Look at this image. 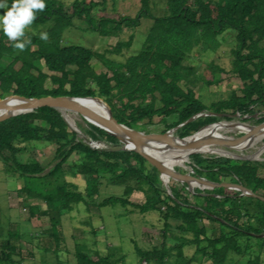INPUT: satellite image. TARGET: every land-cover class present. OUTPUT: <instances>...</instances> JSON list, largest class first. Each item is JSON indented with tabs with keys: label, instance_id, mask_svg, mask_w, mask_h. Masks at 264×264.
<instances>
[{
	"label": "trees",
	"instance_id": "obj_1",
	"mask_svg": "<svg viewBox=\"0 0 264 264\" xmlns=\"http://www.w3.org/2000/svg\"><path fill=\"white\" fill-rule=\"evenodd\" d=\"M6 2L10 8L13 0ZM45 2L46 9L38 12L31 24L34 28L41 24L44 29L25 30L23 40H31V43L24 51L14 48L3 28L0 29V98L9 94L97 96L109 104L112 100L119 102V106L111 105L113 114L129 127L138 126L143 119L152 121L155 116H162L163 120L176 116L177 120L168 124L173 126L197 113H208L187 122L179 129L181 136L221 120L222 115L224 118L230 113L252 115L264 108V0H167L163 14L155 16L150 11L151 0H140L141 8L135 16L123 15L118 20L100 17L99 24L92 15L97 2ZM68 5L72 6L73 12H68ZM74 17H86L93 30H99L102 35H109V22H115V30L135 28L143 17L153 19V24L137 53L116 66L113 62L107 63H111L110 70L106 67L109 72L98 73L90 62L96 57L103 61L105 55L64 40V31L72 26ZM45 32L47 41L40 38ZM231 34H234L236 44L231 50L234 56L231 72L238 76L242 86L226 99L206 102L197 94L195 82L190 79L195 66L185 61L194 53L211 59L222 40L227 41ZM124 43L131 44L130 41ZM124 43H117L115 50L120 52ZM5 57L9 58L7 62ZM44 67L52 73L44 71ZM48 80L51 82L49 88L46 86ZM204 82L210 85L218 80ZM158 101L159 107L156 106ZM91 127L89 134L94 138L119 144V140L106 130ZM43 145L56 147L54 159L48 165L33 155L36 146ZM72 155H78L79 159L69 162ZM193 158L199 176L218 183L228 180L232 185H243L252 189L255 196H239L238 190L217 186L202 195V205L188 208L191 201L184 196L185 186L171 188V195L162 187L158 169L139 153L117 147L97 149L77 141V133L68 127L54 107L44 105L0 121V160L5 171L22 182L18 190L42 198L46 203L42 209L40 204L29 206L30 215L47 216L51 220L57 250L61 249L62 243L61 235L56 232L62 215L71 210L72 203L86 202L87 197L101 195L100 187L106 183L124 189L119 196L109 195L98 201L99 207L120 204L126 209L130 207V211L157 210L165 219L180 220L178 228L193 233L189 243L196 244V251H203L213 260L211 264H228L233 254L249 256L245 264H260V253L264 248V199L261 198L264 196V161L200 154ZM61 175L65 183L53 185L52 178ZM68 175L83 177L84 190L79 191L76 183L66 179ZM134 191L145 194L143 203L129 198ZM205 220L213 226L217 223L218 231L213 229L208 234ZM252 239L258 243L257 248ZM175 247L181 248V244ZM4 248L9 251L4 259L0 257V264L20 263L13 258L15 246L6 244ZM155 251L138 248L141 258L163 263V255L157 258ZM76 256L78 264H112L110 257L99 256L93 260L80 249ZM181 259L187 262L185 264L194 261L185 255Z\"/></svg>",
	"mask_w": 264,
	"mask_h": 264
},
{
	"label": "rangeland",
	"instance_id": "obj_2",
	"mask_svg": "<svg viewBox=\"0 0 264 264\" xmlns=\"http://www.w3.org/2000/svg\"><path fill=\"white\" fill-rule=\"evenodd\" d=\"M63 1L65 3H71L73 0ZM87 1H94L98 4L92 11V15L96 19L97 24H99L100 17L118 20L120 16L123 15L135 16L141 8L140 0ZM5 2L6 0H0V3ZM68 6V12H73L72 6ZM166 7L167 0H151L150 11L154 14V16L162 15L163 10ZM6 11L7 9L0 8V16H3ZM152 24L153 19L150 17H143L141 24L135 28L123 27L122 30H115V22H109L107 24V27H110L109 35H102L99 30H93L92 25L88 22L86 17H74L72 26L68 27L64 31L63 35L64 40L67 39L68 44L86 46L93 49L95 52H99L101 55H105L103 61L99 57H96L90 62V65L93 70L98 73L104 71L109 72L111 63H107L113 62V66H116L118 62H125L129 55L135 54L137 53L136 51L141 49L145 41L146 34ZM2 28V25H0V29ZM42 28L43 25L41 24L36 28L30 25L26 28V31L37 32L42 30ZM229 37L230 38H228L227 41L222 40V45L215 51V54L210 57L211 59H209L208 56H200L198 53H194L193 56L190 55L187 57L185 61L186 64L195 66L193 73L190 74V79L195 82L193 84L196 85L195 90L197 94L201 95L206 102L226 99L232 91H238L242 86L238 76L231 72L232 60L234 57L231 50L236 46V44L234 42V34H231ZM128 41H130L131 44L126 45L124 42ZM121 42L124 43V46H122L120 52H118L115 50V46L117 43ZM4 59L5 61L9 60L7 57ZM215 66L221 68V70ZM72 67L77 68V66L73 64ZM106 67H108L109 70H107ZM43 70L49 72L50 74L52 73L48 71L46 67H44ZM213 79L218 80V83L207 85L204 82V80ZM181 84L185 85L184 82ZM46 86L48 88L51 86L50 80L46 82ZM11 95L15 94L5 95L0 99H4ZM73 98L78 101V98L80 97L73 96ZM83 98L100 101L108 110L109 117L111 111L113 117L119 125L122 124L129 127L126 124L120 123L113 114L111 105L119 106V102L112 100L111 104H109V102L97 96H87ZM149 101L150 99L147 100V102ZM160 105L161 103L159 101L156 102L157 107ZM56 109L61 113L62 117L67 122L68 127L77 133V141H82L97 149L116 147L122 149L120 142L119 144H114L110 140L94 138L90 135L89 131L92 130L91 125L95 127L99 126L94 124L92 121H89L87 119L89 118L88 116H84L77 111L73 112V110L70 109ZM28 112H30V110H23L21 113ZM205 115H208V113H197L188 118L186 121L173 126H169L168 124L176 121V116H170L166 120H163L162 116H155L152 121L143 119L137 124L138 126L129 128L147 135L167 134L177 141H179V139L185 140L197 134L200 130L211 123L201 126L198 130L193 131L186 136H181L179 129H182L187 122L193 121L197 117ZM222 116L220 117L222 122L223 120H228L231 122H244L251 125H257L264 122V108L252 115L247 114L241 116L239 113L234 115H231L230 113L227 118ZM225 134L233 137L234 139H240L244 136L238 131L225 132ZM229 143V141H225L218 143L217 145L233 152L230 156L219 153L202 154L198 152H191L188 154V161L185 162L183 166L176 165L173 169L182 174H190L196 179L205 178L203 176H199V174L195 171V167H197V163L193 158L195 154L213 158L229 157L235 159L246 158L249 160L264 161V139L253 148H247L242 151L230 149V146L227 145ZM55 148V145L36 146L33 155H35L36 158L45 165H48V163L52 162L54 159ZM78 159V155H72L69 162ZM46 170H48V168ZM66 179L76 183L79 191L84 190L85 184L83 177L75 178L68 175L66 176ZM225 181L226 183H230L228 180ZM52 182L53 185H63L65 183V178L63 175L54 177L52 178ZM21 185L22 182L17 181L10 172L5 171L3 162L0 160V257L2 259H4L7 251H9V249L4 248V245L10 244L16 248L12 251V254L13 258L17 262H20L18 264H78L76 256L77 249L85 252L87 257L93 260H96L99 256L110 257L112 264H185L187 262L181 259L183 255H185V258L193 259L194 261L192 264H211V262H213V260L207 257L203 251L195 250L196 244L189 243L193 237V233L181 231L178 228L181 221L175 219L174 217L165 219L161 212L157 210L151 212H139L135 210L130 211V207L126 209L120 204L99 207L97 205L98 201L109 195L119 196L122 194L124 189L121 186H114L106 183H103L100 187L101 195L87 197L86 202L81 201L78 204L72 203L73 207L71 210L62 215L61 223L56 229L58 235H61L62 237L61 249L57 250L55 236L53 234L54 228L51 227V220L47 216L30 215L29 206L40 204L42 209L46 207V203L43 202L42 198H37L33 195L27 194L25 191L18 190ZM181 186H185V190L183 189L184 196H187L191 201V204H188V208L192 207L191 205H202L204 203L202 195H204L207 191L214 190L217 187V185L212 186L209 183L202 184L197 180L187 183L186 181H180L171 176L168 177L167 181L166 179L165 182L162 181V187L171 195V188L174 187L176 189H180ZM235 186L236 188L233 189L239 191V196L249 195L246 194L247 192L243 194L238 188V186L243 185L236 184ZM245 188L246 190L254 193L252 189L248 187ZM70 189L73 188L71 187ZM194 193H196V195H193ZM261 197L264 199V196ZM129 198L133 202L143 203L145 201V194L141 191H134ZM204 223L207 226L208 234L212 233L213 229L218 231L217 223L214 226L207 220H205ZM252 240L253 241L251 242L254 244V248H257L258 243H255V239ZM179 244H181V248L175 247ZM138 248L141 250H157L155 251L156 257L158 258L160 255H163V263H159L156 260V262H151L145 258H141ZM244 255L245 254H243V256ZM232 257V261H227L228 264H245L250 258L249 256L242 257L241 255L235 254H233ZM259 263L264 264V248L261 250Z\"/></svg>",
	"mask_w": 264,
	"mask_h": 264
},
{
	"label": "bare ground",
	"instance_id": "obj_3",
	"mask_svg": "<svg viewBox=\"0 0 264 264\" xmlns=\"http://www.w3.org/2000/svg\"><path fill=\"white\" fill-rule=\"evenodd\" d=\"M20 103L22 102L18 99H8L6 103L0 107V115L6 112V108L9 105L11 107L12 105ZM77 106L92 117L99 118L106 122L109 121L110 117L108 114V110L105 108L104 104H102L98 100L81 99L78 100ZM63 109L67 110L66 108ZM218 121L220 122L211 123L210 125L200 130V132H198L197 134L189 137L188 139H185L183 142H168L157 139L143 142L142 146L144 147L145 151L149 152L159 161L165 163L169 168L173 169L176 165L183 166L185 162L188 161V154H190L191 152H198L202 154L219 153L229 156L233 153L228 149L218 146V143L229 141L230 143L227 145L230 146V149L242 151L247 148H253L256 144L260 143L264 139V122L260 121L261 124L251 125L244 122H231L228 120H223V122L221 120ZM120 127L127 134L131 133L130 130H128L124 126ZM109 129L114 131V129L112 128ZM233 131H238L244 136L240 139H234L233 137L225 134V132ZM165 176L166 175H164L163 178L167 181V178Z\"/></svg>",
	"mask_w": 264,
	"mask_h": 264
},
{
	"label": "water",
	"instance_id": "obj_4",
	"mask_svg": "<svg viewBox=\"0 0 264 264\" xmlns=\"http://www.w3.org/2000/svg\"><path fill=\"white\" fill-rule=\"evenodd\" d=\"M10 98L18 99L22 103L12 105L11 107L9 105L6 108V112L4 114L0 115V121L5 120L7 118H10V117L17 115V114H21V112L23 110L33 111L36 108L44 106V105L55 107V108H66V109H70V110L77 111V112L79 111L84 116L85 115L88 116L90 120L88 118L87 119L89 121H92L97 126L102 127L107 132H109L110 134L117 137V139L119 140V142L122 145V147H121L122 149L135 151V152L141 154L148 162H150L153 166H155L160 171V173H161L160 177H161L163 182H165V179L163 177H164V175H166L165 177L167 179H168V177L171 176L177 180L186 181L187 183H191L192 181L197 180L198 182H201L202 184L209 183L212 186L217 185V186H227L229 188H236L235 185H232L230 183H226V182L216 183L214 181L207 180L205 178L196 179L190 174H182V173H180V172H178L172 168H169L165 163L159 161L157 158H155V156H153L149 152L145 151L144 147L142 146L143 142L151 141V140H157L158 139L161 141H168V142H183L184 139H179V141H177L176 139L171 138L167 134L147 135V134L141 133L139 131L129 129V127H126L122 124L119 125L117 123V121L115 120V118L113 117L111 111H110V118H109L108 122L103 121V120L96 118V117H92V116L88 115V113H86L84 110H82L81 108H79L77 106L78 101L75 100L73 97L47 96V97H42V98H25V97L20 96V95H11V96L6 97L4 99H0V107L3 104H5L6 101ZM78 99L84 100L83 97H80ZM120 126H124L128 130H130L131 133L127 134L125 131L122 130V128ZM109 128L114 129V131L110 130ZM126 135H128V136H126ZM243 159H246V158H243ZM238 188L242 191L243 194H245V192H247L246 194H250V195L255 196L254 193L246 190V188L244 186H238Z\"/></svg>",
	"mask_w": 264,
	"mask_h": 264
},
{
	"label": "clouds",
	"instance_id": "obj_5",
	"mask_svg": "<svg viewBox=\"0 0 264 264\" xmlns=\"http://www.w3.org/2000/svg\"><path fill=\"white\" fill-rule=\"evenodd\" d=\"M0 8L7 9L3 16H0V25L4 34L13 42V47L24 51L31 40L24 41L25 30L36 19L38 12L46 9L45 0H13L9 8L7 3H0ZM40 38L47 41V33H41Z\"/></svg>",
	"mask_w": 264,
	"mask_h": 264
}]
</instances>
